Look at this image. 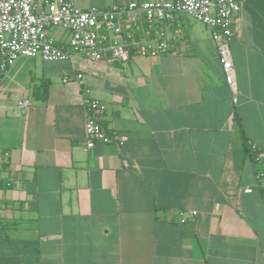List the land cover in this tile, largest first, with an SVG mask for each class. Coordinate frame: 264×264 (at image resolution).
I'll return each mask as SVG.
<instances>
[{
  "label": "crops",
  "instance_id": "crops-1",
  "mask_svg": "<svg viewBox=\"0 0 264 264\" xmlns=\"http://www.w3.org/2000/svg\"><path fill=\"white\" fill-rule=\"evenodd\" d=\"M143 1L155 0H75L82 9ZM239 1L237 102L213 29L183 13L166 26L181 30L169 53L16 61L0 85V155L10 153L0 170V264H264L250 148H264V0ZM42 80L45 100L33 95ZM86 88L106 103L111 135L92 149Z\"/></svg>",
  "mask_w": 264,
  "mask_h": 264
},
{
  "label": "built area",
  "instance_id": "built-area-1",
  "mask_svg": "<svg viewBox=\"0 0 264 264\" xmlns=\"http://www.w3.org/2000/svg\"><path fill=\"white\" fill-rule=\"evenodd\" d=\"M241 8L239 0H155L92 9H82L75 0H0V85L21 57L64 61L82 53L92 61H99L110 54L119 62H127L132 50L142 55L169 53L181 30L169 32L166 26L183 13L213 29L225 79L233 101L237 102L239 88L230 44L235 16ZM58 28L67 31V41L50 34V30ZM78 79L83 81L80 74ZM85 93L86 146L92 149L99 143L111 142V135L102 123L106 103L89 96L87 88ZM19 105L26 111L30 101L23 99ZM250 148L259 164L256 187L264 203V148L255 144ZM9 159V151L0 155V170ZM254 189L246 187L244 192Z\"/></svg>",
  "mask_w": 264,
  "mask_h": 264
},
{
  "label": "trees",
  "instance_id": "trees-1",
  "mask_svg": "<svg viewBox=\"0 0 264 264\" xmlns=\"http://www.w3.org/2000/svg\"><path fill=\"white\" fill-rule=\"evenodd\" d=\"M50 81L42 80L40 84H35L33 87V95L37 99H47L49 96Z\"/></svg>",
  "mask_w": 264,
  "mask_h": 264
},
{
  "label": "rangeland",
  "instance_id": "rangeland-1",
  "mask_svg": "<svg viewBox=\"0 0 264 264\" xmlns=\"http://www.w3.org/2000/svg\"><path fill=\"white\" fill-rule=\"evenodd\" d=\"M185 15V14H184ZM186 16V15H185ZM190 17V16H189ZM63 33H64V38H63V40H65V41H67L68 40V33H67V31H65V30H63V29H61V28H59ZM40 58V57H39Z\"/></svg>",
  "mask_w": 264,
  "mask_h": 264
}]
</instances>
